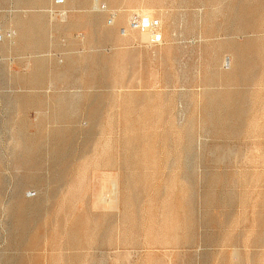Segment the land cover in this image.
Returning a JSON list of instances; mask_svg holds the SVG:
<instances>
[{
  "label": "rangeland",
  "instance_id": "1",
  "mask_svg": "<svg viewBox=\"0 0 264 264\" xmlns=\"http://www.w3.org/2000/svg\"><path fill=\"white\" fill-rule=\"evenodd\" d=\"M0 264H264V0H0Z\"/></svg>",
  "mask_w": 264,
  "mask_h": 264
},
{
  "label": "bare ground",
  "instance_id": "2",
  "mask_svg": "<svg viewBox=\"0 0 264 264\" xmlns=\"http://www.w3.org/2000/svg\"><path fill=\"white\" fill-rule=\"evenodd\" d=\"M61 12H62V11H61ZM61 12H60V13H61ZM62 13H63V12H62ZM66 17H67V16H66Z\"/></svg>",
  "mask_w": 264,
  "mask_h": 264
}]
</instances>
